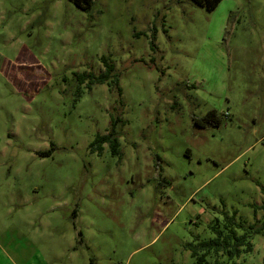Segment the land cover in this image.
<instances>
[{
    "label": "rangeland",
    "instance_id": "rangeland-1",
    "mask_svg": "<svg viewBox=\"0 0 264 264\" xmlns=\"http://www.w3.org/2000/svg\"><path fill=\"white\" fill-rule=\"evenodd\" d=\"M232 214L207 264H264V0H0V264H197Z\"/></svg>",
    "mask_w": 264,
    "mask_h": 264
},
{
    "label": "trees",
    "instance_id": "trees-1",
    "mask_svg": "<svg viewBox=\"0 0 264 264\" xmlns=\"http://www.w3.org/2000/svg\"><path fill=\"white\" fill-rule=\"evenodd\" d=\"M77 8L82 10H89L93 8L97 0H70ZM196 2L197 5L203 7L206 10L214 9L215 6L221 0H192ZM101 62L104 65V70L98 73L97 75L88 72V74H78L77 78L79 82H83L86 78L88 79V87L94 83H106L109 86L117 83L115 75H112L114 71L113 64L108 61L104 56L100 57ZM113 80H110V79ZM119 90V89H118ZM194 125L199 127H206L208 125L214 126L219 125L221 122V117L216 113L214 109H208L202 116L193 117ZM115 122L117 120H112L110 129L105 134L97 135L91 143V149L100 153L102 150V144L107 143L110 152L113 155L120 153L118 137L115 132ZM46 152H41V154H47ZM222 225V226H221ZM219 225L215 223L211 226L212 231L214 232V237L209 240L204 239L199 241L197 244L187 243L186 247L190 251V255L195 258L197 264H207V256L214 252L218 253L222 251L227 259H233L236 255L239 254L240 248L244 251H249L251 249V242L249 240L248 234L246 232L237 233L235 228L242 227L241 222H236L234 215L231 216L224 215L223 222ZM252 227V226H251ZM264 230V220L261 226L252 227V231L261 232Z\"/></svg>",
    "mask_w": 264,
    "mask_h": 264
}]
</instances>
